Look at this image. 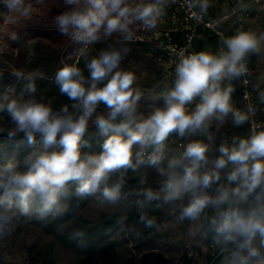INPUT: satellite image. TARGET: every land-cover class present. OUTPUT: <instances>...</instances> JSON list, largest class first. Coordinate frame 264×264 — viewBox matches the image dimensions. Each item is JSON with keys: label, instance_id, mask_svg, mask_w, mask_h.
Masks as SVG:
<instances>
[{"label": "clouds", "instance_id": "obj_1", "mask_svg": "<svg viewBox=\"0 0 264 264\" xmlns=\"http://www.w3.org/2000/svg\"><path fill=\"white\" fill-rule=\"evenodd\" d=\"M167 3L64 0L55 28L82 45L79 58L64 63L54 77L70 104L54 108L51 98L37 96V81L45 79L39 68L11 72L20 88L0 93V118L6 114L11 124L9 140L20 138L30 151L0 164V238L15 231L21 216H59L73 196L92 197L97 206L119 211L121 225L132 208L146 229L186 225L192 238L211 239L220 264H264V126L252 119L253 103L237 107L233 100L237 82H250V58L264 56V31L241 25L231 35L220 32L216 50L181 49L171 83L144 105L138 77L122 62L137 31L157 28ZM186 4L197 22L211 7L210 0ZM0 6L7 9L13 39V30L34 24L43 9L32 0H0ZM238 7L246 11L249 5L239 0ZM5 49L8 44L0 40V54ZM262 84L264 77L253 85L260 104ZM229 120L235 128L248 124L249 134L217 145L216 133ZM173 136L187 143L173 148ZM93 139L98 152L91 150ZM148 169L159 177L155 188L145 186ZM129 173L138 177L137 187L128 188ZM160 210L169 221L149 215Z\"/></svg>", "mask_w": 264, "mask_h": 264}, {"label": "rangeland", "instance_id": "obj_2", "mask_svg": "<svg viewBox=\"0 0 264 264\" xmlns=\"http://www.w3.org/2000/svg\"><path fill=\"white\" fill-rule=\"evenodd\" d=\"M212 1L216 0H210ZM233 1L229 11L238 7L239 0ZM263 1L255 3L262 5ZM32 2L36 7H43V9L37 10V19L34 24L13 30L14 39L9 32V26L5 23L7 9L0 6V40L9 46V49H5L0 54V73L16 81L10 87L19 89L20 86L16 84L20 82L11 76V72L39 68L45 73V79L37 81V96L51 98L54 108H59L64 104H70V101L66 96L59 94L54 83L55 73L64 63L75 62L79 58L80 44L72 47V41L61 35L55 28L54 16L64 9L63 2L56 0H32ZM246 11L249 15H243L242 18L245 26L252 15H250V7ZM243 13L245 12L240 14ZM245 26L244 29H246ZM233 28L236 30L237 26L234 25ZM254 31L257 33L264 31V24L259 23ZM145 38L146 36L143 35V39ZM109 43L111 41L93 46L89 55H95ZM129 46L132 51L122 62V67L133 71L138 77V85L145 93L142 104H151L153 94L161 90L165 84L170 83L161 78L155 54L149 44L132 42ZM250 62L255 70L254 84H256L260 82L261 77H264L262 75L264 56H252ZM80 66L83 68L82 63ZM236 87L233 95L234 103L237 107H243L238 82ZM253 94L257 99L254 89ZM263 105L259 103V106ZM10 128L11 124L5 114L4 118H0V129H3L0 132V164L9 159L20 160L30 151V146L26 142L21 143L20 138L9 140L7 131ZM94 134L95 129L90 127L87 135L91 137ZM247 134L246 124L235 128L229 120L220 132L216 133V144L218 145L222 139L230 142L234 136L246 137ZM194 138L202 139L203 137ZM102 139L101 137L100 140ZM93 148L100 150L99 143L95 139H93ZM147 173L148 179L145 186L157 187L159 177L155 171L148 169ZM137 186L138 177L129 173L128 188ZM66 203L65 212L59 216H52L48 222L36 221L35 215L19 217L15 221V231L10 236L0 238V264L208 263L210 250L205 245L208 239L192 238L188 235L186 225L174 228L164 226L160 231L146 229L142 224L137 223L138 219L129 218V215L138 213L135 208L127 213V220L121 225L117 222L121 216L119 211L97 206L92 197H80L74 209L69 207V200ZM149 215H155L161 222L170 220L166 210L149 211ZM141 243L151 248L141 249Z\"/></svg>", "mask_w": 264, "mask_h": 264}, {"label": "built area", "instance_id": "obj_3", "mask_svg": "<svg viewBox=\"0 0 264 264\" xmlns=\"http://www.w3.org/2000/svg\"><path fill=\"white\" fill-rule=\"evenodd\" d=\"M252 1L260 2V0ZM242 12L245 13L240 14ZM242 12L239 7H237L217 18H212L207 13L202 21L197 22L191 18V12L187 7L186 0H168L165 8V15L157 28L152 31H144V36H146L145 40L153 45L155 60L158 63V71L161 78L171 83L174 78L171 75L174 69L173 62L177 58V53L181 49L185 50L186 53L196 52L193 48V44H195L194 41L200 35L202 30L207 31L209 34L220 40V32L227 35L224 27L227 22L232 21L233 25H236L237 28L241 25L244 28L245 21H243L242 18L243 15H249V12ZM249 68L251 72V76L249 77L250 82L247 85L243 84L242 81L239 82L240 97L243 106L248 102H251L256 106V114L252 119L257 125L264 126V105L259 106V101L255 98V94H253L254 70L251 62H249ZM262 75L264 76V72ZM246 93L249 97L248 100H245L244 98ZM246 126L249 134L250 126L248 124H246ZM183 143H185V140L180 141L175 136L171 137L169 140V144L173 148H178ZM206 246L210 250V257L207 264H217V261L220 259L217 249L213 246L212 242L206 244Z\"/></svg>", "mask_w": 264, "mask_h": 264}, {"label": "crops", "instance_id": "obj_4", "mask_svg": "<svg viewBox=\"0 0 264 264\" xmlns=\"http://www.w3.org/2000/svg\"><path fill=\"white\" fill-rule=\"evenodd\" d=\"M233 0H216L215 2H210L211 7L208 9V14L212 18H217L220 17L221 15L225 14L226 12L229 11V6L233 4ZM245 2L249 5L250 7V15L251 18L246 21V29H251L255 30L256 27L259 26V23L264 24V1L262 2V5L259 3H255L252 0L246 1ZM233 23L227 22L224 27L227 32V35L233 34L235 31L233 28ZM195 44H193V48L195 49L196 52L201 51V50H216L219 47V39L215 36H212L209 34L207 31L202 30L200 35L196 38L194 41ZM264 72V71H263ZM262 72V73H263ZM255 74V70H254Z\"/></svg>", "mask_w": 264, "mask_h": 264}, {"label": "trees", "instance_id": "obj_5", "mask_svg": "<svg viewBox=\"0 0 264 264\" xmlns=\"http://www.w3.org/2000/svg\"><path fill=\"white\" fill-rule=\"evenodd\" d=\"M56 1H59V2H63V3H64V0H56ZM144 31H145V30H143V29H140L139 31H137V33H136V38L134 39L133 42H136V43L143 42L144 44H147V45L149 44V46H150L152 52L155 54L152 43H150L149 41L143 39ZM142 40H143V41H142ZM70 43H71V42H70ZM71 44H72V47H73V46H76L78 43L72 42ZM131 44H132V42H131ZM81 46H82V45H80L79 47H81ZM81 61H82V60H81ZM81 63L83 64V61H82ZM81 63H80V64H81ZM15 83H16V81H14L10 76H8V75H2V77H0V93L4 92L8 87L14 85ZM16 86L19 87L20 84L17 83ZM238 90H239V82H238ZM246 137H247V136H246ZM91 150H92V151H97V152L100 151V150H98V149H96V148H92ZM79 199H80V197H78V196H73V197L69 200V202H70V203H69V207H70L71 209L76 208V206H77V204H78V202H79ZM51 217H52V215H48V216H46V217L40 218L38 215H35V216H34V219H35L36 221H38V222H48L49 219H50ZM129 218H131V219H135V220L138 219V213H133V214L129 215ZM210 242H211V239L208 238V240H206L205 245H206V244H209ZM140 246H141V249L151 248V247H149V245H147V244H143V243H141ZM217 264H220V259L217 261Z\"/></svg>", "mask_w": 264, "mask_h": 264}]
</instances>
